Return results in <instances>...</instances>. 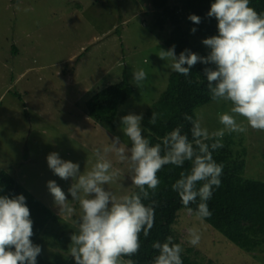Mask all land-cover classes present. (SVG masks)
<instances>
[{"label": "rangeland", "instance_id": "374dc122", "mask_svg": "<svg viewBox=\"0 0 264 264\" xmlns=\"http://www.w3.org/2000/svg\"><path fill=\"white\" fill-rule=\"evenodd\" d=\"M152 11V0H0V168L61 218L47 226L48 232L37 243L44 258L41 263L37 257V264H75L70 237L78 231L81 214L78 201L68 193L73 179L57 176L48 167L47 156L57 152L63 160L79 163L81 173L90 171L96 163L95 150L109 146L114 137L131 147L121 117L129 113L144 117L167 87L171 61L158 55L160 49L170 48L164 42L170 28L156 29ZM138 69L147 74L139 87L131 82ZM124 77L133 94L119 107L115 127L96 122L87 112L86 101ZM230 107V102L212 101L195 111L211 133L223 127L218 115ZM236 119L247 126L243 117ZM233 133L226 132L224 138L245 148L244 175L264 180V131L248 127L245 133ZM109 158L120 176L106 189L117 196L129 195L135 188L129 162L118 161L114 154ZM50 180L65 192L75 208L73 216H60L47 187ZM177 214L174 225L182 246L194 248L198 259L264 264V250L244 251L186 208ZM193 227L201 232L198 246L187 242ZM55 234L65 239L59 242ZM225 241L230 246L223 258Z\"/></svg>", "mask_w": 264, "mask_h": 264}, {"label": "clouds", "instance_id": "9594fccd", "mask_svg": "<svg viewBox=\"0 0 264 264\" xmlns=\"http://www.w3.org/2000/svg\"><path fill=\"white\" fill-rule=\"evenodd\" d=\"M249 4L250 0H215L211 4L207 15L218 21V34L202 41L210 49L207 56L190 49L177 56L175 45L160 49L158 55L161 60L171 61L172 71L185 77L191 75L197 63L214 65L204 69L211 99L231 104L229 111L218 115L221 129L210 133L201 119L186 114L185 119L192 125L191 141L179 126L166 134L161 143L153 145L142 134L143 114L129 113L121 117V122L131 147L123 144L121 137H114L109 146L95 150L96 163L90 171L81 173L79 163L63 160L57 152L47 156L48 167L57 176L74 181L68 193L81 209L78 231L70 237V255L75 264H134L122 257L137 254L141 233L147 238L154 227L157 202L151 200L146 205L143 201L150 199L149 190L154 193L159 186L157 173L165 165L183 167L186 161L191 162L190 171H182L172 189L189 213L193 210L188 206L199 197L198 220L212 216L207 201L212 197L213 186L221 184L223 165L213 159L211 150L223 147L226 132L245 133L248 127L264 131V13H258ZM188 18L195 24L201 23V17L195 14ZM191 31L194 34L197 29ZM146 78L143 69L134 70L131 82L139 87ZM237 116L243 117L247 126L238 122ZM157 118L158 114L153 112L149 123L155 125ZM210 140L214 142L207 143ZM109 154L120 162H129L132 185L139 189L138 193L117 196L106 189L120 176ZM201 181L203 185L197 188ZM47 187L60 216H73L75 208L56 181H48ZM33 223L23 194L0 196V264H37L42 247L31 239ZM200 241V229L191 228L187 242L198 246ZM152 248L158 251L154 264H183L184 249L173 242L172 236L164 242L154 241Z\"/></svg>", "mask_w": 264, "mask_h": 264}, {"label": "trees", "instance_id": "16d2710c", "mask_svg": "<svg viewBox=\"0 0 264 264\" xmlns=\"http://www.w3.org/2000/svg\"><path fill=\"white\" fill-rule=\"evenodd\" d=\"M214 2L215 0H176L174 4H171V0H152L153 11L151 13L154 27L158 30H164L167 26L170 28V35L164 42L170 48L173 45L176 46L177 56L185 49H190L201 56L208 55L210 49L203 46L202 41L218 34V21L215 17L207 15ZM249 6L258 13H264V0H250ZM191 14L201 17V23L195 24L189 20L188 17ZM193 28L197 29L194 34L191 31ZM205 67H214V65L197 63L191 69L189 77L174 71L170 74L167 87L144 114V136L150 140L151 144L161 143L166 134L179 126H182V134L186 133L191 141L192 125L185 119V115L197 119L196 108L213 101L204 75ZM132 94L133 88L127 77H124L117 83L110 84L92 95L86 101L87 112L96 122L114 128L119 107ZM153 112L158 114L155 125L149 123ZM231 134L234 135L233 132ZM213 142L214 140L207 141L209 144ZM222 144L221 148L210 149L213 159L223 165V172L220 177V186H213L212 197L207 201L212 216L204 220L244 251L249 253L257 250L263 251L264 180L244 175L247 155L243 145H237L233 140L224 137ZM239 163L244 165L237 167L236 165ZM190 168L191 162L186 161L183 167L168 164L157 173L160 184L154 193L149 190L150 199L143 201L146 205L151 200L157 202L154 227L147 238L141 233L139 252L131 257H122L123 259H130L134 264H154V257L158 255V251L152 248V243L154 241L164 242L168 236H172L173 242L182 246L174 224L177 222L178 211L185 207L182 205L178 193L172 189V185L180 178L182 171L188 172ZM203 183V181L198 182L197 188L201 187ZM138 192L139 189L135 187L129 195ZM20 194L26 197L31 219L34 222V235L31 239L34 244H37L43 234L48 232L47 226L54 221H60L61 218L9 171L0 168V196L11 197ZM199 202L198 197L196 203L188 206L194 214H196ZM186 209L188 210V208ZM55 236L59 242L65 239L63 235L55 234ZM228 246L230 245L227 242L224 243L223 258L226 254L224 249ZM196 254L194 248L184 249L181 254L183 264H219L213 260H200ZM38 259L41 263L44 261L41 255L38 256Z\"/></svg>", "mask_w": 264, "mask_h": 264}]
</instances>
